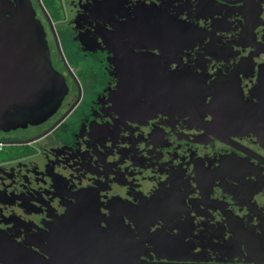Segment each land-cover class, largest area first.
I'll return each instance as SVG.
<instances>
[{
	"label": "flooded vegetation",
	"instance_id": "flooded-vegetation-1",
	"mask_svg": "<svg viewBox=\"0 0 264 264\" xmlns=\"http://www.w3.org/2000/svg\"><path fill=\"white\" fill-rule=\"evenodd\" d=\"M28 2L65 89L0 127V264L106 260L54 247L86 207L119 264H264V0Z\"/></svg>",
	"mask_w": 264,
	"mask_h": 264
},
{
	"label": "water",
	"instance_id": "water-1",
	"mask_svg": "<svg viewBox=\"0 0 264 264\" xmlns=\"http://www.w3.org/2000/svg\"><path fill=\"white\" fill-rule=\"evenodd\" d=\"M64 89L51 68L42 30L28 0H0V127L6 126L10 111L35 117L52 111ZM80 211L82 219L76 220L74 228H70V214L62 217L54 230V247L92 249V258L106 259L97 264H119V249L133 242L119 213L109 211L99 221L87 207L79 208L77 217Z\"/></svg>",
	"mask_w": 264,
	"mask_h": 264
}]
</instances>
